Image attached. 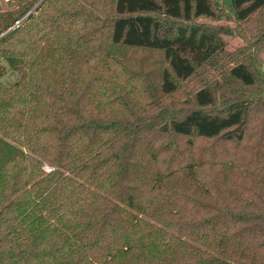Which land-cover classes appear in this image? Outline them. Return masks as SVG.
Returning <instances> with one entry per match:
<instances>
[{
	"label": "trees",
	"instance_id": "16d2710c",
	"mask_svg": "<svg viewBox=\"0 0 264 264\" xmlns=\"http://www.w3.org/2000/svg\"><path fill=\"white\" fill-rule=\"evenodd\" d=\"M227 2L253 51L212 0L3 2L0 264H264V0Z\"/></svg>",
	"mask_w": 264,
	"mask_h": 264
},
{
	"label": "rangeland",
	"instance_id": "374dc122",
	"mask_svg": "<svg viewBox=\"0 0 264 264\" xmlns=\"http://www.w3.org/2000/svg\"><path fill=\"white\" fill-rule=\"evenodd\" d=\"M4 1L6 0H0V9L2 10L9 8V6L3 3ZM212 3L215 6H218L219 8L221 7L223 9L222 17L217 22L210 23L208 20H203V22L211 25L226 27L231 31L230 35L221 36L222 40L225 43V52L235 53L238 50H240L241 53L248 52L251 49L250 43H252L253 37H251V34L245 33V31H247L248 28L250 29L253 23L250 24L248 28H245L241 24L237 25L229 12L227 0H212ZM226 12H228V15L226 14ZM251 51H253V49H251ZM257 55H259V58L262 61V63H260L259 65V71L264 75V55L261 52H258ZM131 58L136 61H140L142 69L149 70L158 67L159 61L161 60V54L157 52L136 51ZM2 65L5 68V73L1 76L0 82L6 86L15 83L19 78V73L8 69L6 64L3 62ZM185 98L186 95L179 94L170 103L169 107L171 109H179L181 107H184ZM41 169L45 173L51 170V168L47 165H43Z\"/></svg>",
	"mask_w": 264,
	"mask_h": 264
}]
</instances>
